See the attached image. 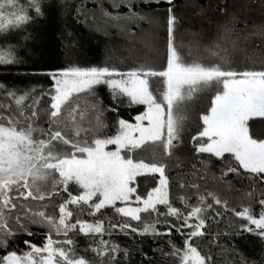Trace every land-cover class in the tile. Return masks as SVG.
<instances>
[{
    "label": "snow or ice",
    "instance_id": "6c2138e0",
    "mask_svg": "<svg viewBox=\"0 0 264 264\" xmlns=\"http://www.w3.org/2000/svg\"><path fill=\"white\" fill-rule=\"evenodd\" d=\"M140 2L169 5L166 10L167 63L166 67L161 66L163 70H145L143 65L129 71L109 66H72L49 73L52 86L41 91L44 97L50 98L44 100V104H50V108L45 109L50 113V128L38 129L33 127L32 122H27V126L19 130L11 126L12 122L8 127L0 126V248L7 251L9 239L14 240L20 233L36 235L31 232V225L43 227L47 233L42 247L31 246V251L23 255L7 251V254L0 255V264H96L94 259L78 254L76 240L69 238L70 233L77 232L86 238L89 235L100 237L83 251L101 257V264H118L115 254L121 252L128 261L130 249H122L115 241L103 239L104 235L113 236V232L105 229L99 219L92 223L77 217L75 223L70 222L74 213L69 207L75 205H86L88 215L92 217L110 207L116 214L130 218V221H140L141 213L156 212L159 216L157 205H163L167 208L165 215L176 218L177 223H173L172 227L184 237L182 248H177L169 239L172 248L170 254L178 257L180 264H212V257L202 254L196 246V240L204 238L206 234L205 216L201 214L204 209L192 206L184 215L173 207L169 202L170 184L165 165L155 161V153L151 161L145 162L137 150L146 146L162 147L165 154L172 155L176 148L174 141L180 140L184 131L185 117L177 115V108L191 100L194 94L205 91L213 82L222 85V90L217 89L206 114L200 116L202 128L192 137L194 151L209 154L208 162L212 157L228 163L235 161V166L229 167L228 171L238 176L250 174L264 179V139L253 138L249 134L250 119L254 116L264 117V70L233 69L229 58L217 52H212L211 58L198 57L186 62L174 44L178 25L174 0H119L113 7L124 6L128 11L124 15H112L105 11L104 15L110 21L138 25L147 18L136 11ZM3 7L0 3V9ZM35 12L39 14V8ZM234 23L235 17L227 18L220 25L212 44L204 51L210 52L211 47L219 48V42L231 33L230 25L234 26ZM189 55H192L191 50ZM13 63L10 51H0V65ZM153 77L162 80V91L158 88L159 81L155 82L159 94L150 87L149 78ZM97 86H106L110 90L111 98L117 105L112 111H117L124 104L142 106L143 111H138L132 117L134 122L119 118L117 112L115 134H106L108 126L98 115L91 140L81 138L79 128L72 134L75 138L66 137L60 130L64 106L71 103L70 98L79 94L95 97ZM0 89L7 91L5 85H0ZM11 95L15 98V93ZM22 100L24 96L16 99V104H21ZM31 116L36 117L37 112L32 111ZM37 131L46 138H36L33 133ZM110 145L114 146V150L109 149ZM208 162L201 161L205 167ZM240 169L244 170L243 174ZM156 174L159 175L158 181ZM139 177H144L147 183L156 182L146 196L138 191ZM72 183L79 186L80 194L72 195L69 191L68 186ZM47 185L53 188L62 185L64 191L69 193L59 204L58 219L46 211L31 214L25 211L22 218L16 217L13 227L3 209L7 208L11 213L13 208H17L16 200L21 197L25 201L28 198L44 201L43 190ZM192 187L197 186L193 184ZM13 192L18 194L15 200L11 196ZM207 195L216 204L221 203L215 194ZM181 199L187 207V202ZM118 202L123 206H117ZM204 203L205 197L200 196L199 204ZM258 203L261 208L258 218L247 208L238 215L247 222L243 229L245 232H252L264 240V194ZM119 228L120 234L125 237L130 234L129 228L132 234L141 238L170 235L157 232L155 224H146L142 231L137 232V228L131 226L128 220L123 221ZM53 232L64 239L54 240ZM148 264H151L150 259Z\"/></svg>",
    "mask_w": 264,
    "mask_h": 264
},
{
    "label": "trees",
    "instance_id": "16d2710c",
    "mask_svg": "<svg viewBox=\"0 0 264 264\" xmlns=\"http://www.w3.org/2000/svg\"><path fill=\"white\" fill-rule=\"evenodd\" d=\"M114 3H119V0H44L39 14L29 9L32 21L22 31L12 32L0 39V51H10L14 58L13 64L0 65V85L10 90L5 93L0 89L1 126L8 127L12 122L11 126L19 130L26 127L27 122H32L33 127L39 126L38 129L50 128V113L42 110L46 97L41 91L52 86L49 73L72 66H109L121 71L141 65L145 70H163L161 66L166 67V10L169 5L138 3L136 11L147 18L137 25L110 21L104 15L105 11L112 15H124L128 11L124 6L114 8ZM174 5L178 17L174 44L186 62L198 57L211 58V53L217 52L229 58L233 69L264 70V0H174ZM230 17H235L234 26L230 25L231 33L219 42V48L211 47L210 52H205L204 48L212 44L220 31V25ZM154 24L158 25V30L150 33ZM189 50L192 55H189ZM149 79L150 87L159 94L155 82L159 81L158 88L162 91V80L157 77ZM217 89L222 90V85L213 82L205 91L194 94L191 100L177 108V115L185 117L184 131L181 139L174 141L176 148L172 155L165 154L163 150L160 154L151 150L152 155L144 160L151 161L155 153V161L165 165L170 184L169 202L173 207L184 215L192 206L204 209L201 214L205 216L206 234L196 240V246L202 254L212 257V264H252L253 261L264 264V240L252 232H245L243 229L247 222L238 215L247 208L258 218L261 210L258 201L264 194V179L243 174V169L239 170L243 175L238 176L228 171L229 167L235 166V161L228 163L212 157L208 162L209 154L194 151L192 137L201 129L200 116L207 112ZM11 93H15V98ZM20 96H24V100L17 105L16 99ZM70 100L71 103L64 106L61 113L60 124L62 134L68 138H75L72 134L79 128L81 138L91 140L98 115L108 126L106 134L112 135L116 131L117 112L119 118L131 122L132 117L143 110L142 106L124 104L117 111H112L117 105L106 86H97L95 97L79 94ZM32 111L37 112L36 117L31 116ZM249 125V134L253 138L264 139V117H252ZM33 135L46 138L39 131ZM202 160L208 162L206 167ZM137 179L141 194L155 185V181L147 183L144 177ZM193 184L197 187H192ZM208 193L215 194L221 203L216 204ZM43 194L44 201L19 198L16 200L17 208H13L11 213L4 208L9 223L15 227L16 217L22 218L25 211L29 214L37 211L48 213L66 196L64 190L51 185L44 188ZM17 195L15 192L11 194L14 200ZM200 196L205 197L203 205L199 204ZM181 198L187 202V207ZM20 205L24 207L20 208ZM166 210L163 205H158L159 216L156 212L141 213L140 221H130V218L116 214L110 207L92 217L88 215V208L79 205L71 207L74 213L71 220L78 217L94 223L99 219L105 229L112 231L113 236L104 235L103 239L115 241L122 249L128 247L131 252L128 261H125L122 252L116 253L118 264H148L149 259L151 264H180L179 258L170 254L172 248L168 241L171 239L177 248H182L184 237L172 227L173 223H177L176 218L166 216ZM125 220L136 227L137 232L142 231L146 224H155L157 232L170 235L141 238L132 234L129 228L130 234L125 237L120 234L119 228ZM30 230L36 235L20 233L14 240L9 239L7 251L22 255L31 246L42 247L46 242V229L31 225ZM51 235L54 240L64 239L54 232ZM69 238L76 240L78 254L101 264V257L83 251L92 246L93 240H99V236L89 235L86 238L77 232L70 233ZM7 251L0 248V255L7 254Z\"/></svg>",
    "mask_w": 264,
    "mask_h": 264
},
{
    "label": "clouds",
    "instance_id": "9594fccd",
    "mask_svg": "<svg viewBox=\"0 0 264 264\" xmlns=\"http://www.w3.org/2000/svg\"><path fill=\"white\" fill-rule=\"evenodd\" d=\"M44 0H0V3L4 5L3 9H0V39H3L10 32L22 31L28 23L32 21V17L29 15V9L36 11L39 8L41 12V6ZM24 17L22 20L18 17ZM23 40V38H22ZM22 60L23 57H20Z\"/></svg>",
    "mask_w": 264,
    "mask_h": 264
},
{
    "label": "rangeland",
    "instance_id": "374dc122",
    "mask_svg": "<svg viewBox=\"0 0 264 264\" xmlns=\"http://www.w3.org/2000/svg\"><path fill=\"white\" fill-rule=\"evenodd\" d=\"M27 2V0H25V3ZM155 21V20H154ZM153 24V23H152ZM156 30H158V25L157 26H155V24L153 25V26H151V29H150V33H154V31H156ZM12 32H10L8 35H10ZM7 36V35H6ZM150 41H151V44H152V40L150 39ZM87 67H90V66H87ZM2 91H4L5 93H6V91L4 90V89H1ZM7 91H10V90H7ZM7 95H9V94H7ZM21 97V96H20ZM20 97H17V99H19ZM45 99H50V98H48V97H46ZM44 99V100H45ZM43 103H44V101H43ZM47 108H50V104H44L43 106H42V110H45V109H47ZM143 111V110H142ZM206 114V113H205ZM203 115V114H202ZM254 117H259V116H254ZM117 119H115V121H116ZM130 122V121H129ZM131 122H134V121H131ZM1 126V125H0ZM39 127V126H38ZM38 127H35V128H38ZM118 127V125H116V128ZM202 128V127H201ZM113 134H115V132L113 133ZM109 147V149L110 150H114V146H108ZM148 147H153V146H148ZM151 150H156V151H158L157 153H159V152H161V150H163L162 149V147H153V148H143L142 150H137L139 153H140V158H142V159H145V157H147V158H149L148 156H151L152 154H151ZM160 154V153H159ZM146 162V161H145ZM57 177H58V174H57ZM156 179H157V181H158V179H159V175L157 174V177H156ZM154 186H156V182H155V185ZM153 186V187H154ZM57 187H59V188H61V190H64L63 189V186L62 185H57ZM69 191H71V193H72V195H78V194H80V190H79V186L78 185H75L74 183H72V184H69ZM137 187H138V185H137ZM151 190V188L150 189H148L147 191H150ZM66 192V196L64 197V199L65 198H67L68 197V191H65ZM146 194H147V192L145 193V194H142L143 196H146ZM64 199L60 202V203H63L64 202ZM59 203V204H60ZM59 204L52 210V211H50V212H48V214H50V215H54L55 217H57V219H58V216H59ZM75 206H79V205H75ZM117 206H123V205H120L119 204V202L117 203ZM132 206L134 207L135 206V204L133 203L132 204ZM158 206V205H157ZM71 207H73V206H70L69 207V210H71ZM84 207H86L87 208V206L85 205ZM166 212H167V210H166ZM241 217V216H240ZM70 222L71 223H75V220H70ZM89 222V221H88ZM93 223V222H92ZM252 226V228H255V226L254 225H251ZM29 251H31V248L29 249ZM28 251V252H29ZM17 255H20V254H17ZM23 255V254H22Z\"/></svg>",
    "mask_w": 264,
    "mask_h": 264
},
{
    "label": "crops",
    "instance_id": "0c3cea01",
    "mask_svg": "<svg viewBox=\"0 0 264 264\" xmlns=\"http://www.w3.org/2000/svg\"><path fill=\"white\" fill-rule=\"evenodd\" d=\"M213 97H214V96H213ZM213 97H212V98H213ZM205 113H206V112H205ZM205 113H203V114H205ZM201 115H202V114H201ZM259 117H260V116H259ZM201 123H202V121H201Z\"/></svg>",
    "mask_w": 264,
    "mask_h": 264
}]
</instances>
